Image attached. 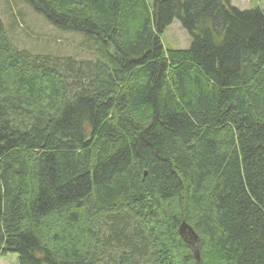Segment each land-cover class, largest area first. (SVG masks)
Segmentation results:
<instances>
[{"label": "trees", "instance_id": "trees-1", "mask_svg": "<svg viewBox=\"0 0 264 264\" xmlns=\"http://www.w3.org/2000/svg\"><path fill=\"white\" fill-rule=\"evenodd\" d=\"M22 1L98 54L18 48L0 19V259L264 264V10Z\"/></svg>", "mask_w": 264, "mask_h": 264}, {"label": "rangeland", "instance_id": "rangeland-1", "mask_svg": "<svg viewBox=\"0 0 264 264\" xmlns=\"http://www.w3.org/2000/svg\"><path fill=\"white\" fill-rule=\"evenodd\" d=\"M148 1L151 6L154 5L155 0ZM230 4L241 11L264 10V0H231ZM0 19L18 48L78 60H93L98 54L94 41L89 43L81 35L67 34L53 28L22 0H0ZM192 41L193 38L179 20H174L161 37L166 50H187ZM0 264H19L18 257L9 254L0 259Z\"/></svg>", "mask_w": 264, "mask_h": 264}, {"label": "water", "instance_id": "water-1", "mask_svg": "<svg viewBox=\"0 0 264 264\" xmlns=\"http://www.w3.org/2000/svg\"><path fill=\"white\" fill-rule=\"evenodd\" d=\"M186 229H187V228L184 229V232L186 231ZM197 254H198V252H197ZM197 256H198V255H197ZM197 258L199 259V257H197Z\"/></svg>", "mask_w": 264, "mask_h": 264}, {"label": "bare ground", "instance_id": "bare-ground-1", "mask_svg": "<svg viewBox=\"0 0 264 264\" xmlns=\"http://www.w3.org/2000/svg\"><path fill=\"white\" fill-rule=\"evenodd\" d=\"M196 258H197V255H196ZM198 259V258H197Z\"/></svg>", "mask_w": 264, "mask_h": 264}]
</instances>
